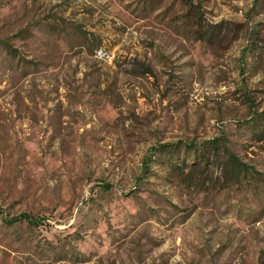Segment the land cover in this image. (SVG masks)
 Returning a JSON list of instances; mask_svg holds the SVG:
<instances>
[{
  "label": "rangeland",
  "instance_id": "obj_1",
  "mask_svg": "<svg viewBox=\"0 0 264 264\" xmlns=\"http://www.w3.org/2000/svg\"><path fill=\"white\" fill-rule=\"evenodd\" d=\"M0 264H264V0H0Z\"/></svg>",
  "mask_w": 264,
  "mask_h": 264
},
{
  "label": "trees",
  "instance_id": "obj_2",
  "mask_svg": "<svg viewBox=\"0 0 264 264\" xmlns=\"http://www.w3.org/2000/svg\"><path fill=\"white\" fill-rule=\"evenodd\" d=\"M210 145H211L210 147H211L212 149L215 150V149L218 148V141H214V142L212 141V142H210ZM189 148L193 149L194 147L191 146V147H189ZM225 150H226L227 155L229 156L232 171H233L234 173L240 175V174L242 173V170H243V165H241L240 162L237 161V159L234 158V157L231 155V153L229 152L228 149H225ZM199 158H200L201 160H203L204 162H207V160L209 159L208 155H206L205 153L201 154V156H200ZM147 172H148V169L145 170L144 175H145ZM18 220H22V219H15L14 221H18ZM25 221H26V222H30V221H28L27 219H26Z\"/></svg>",
  "mask_w": 264,
  "mask_h": 264
}]
</instances>
